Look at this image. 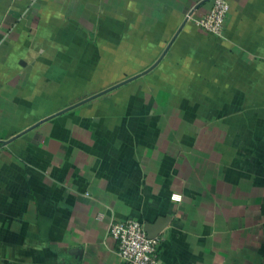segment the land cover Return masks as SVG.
I'll use <instances>...</instances> for the list:
<instances>
[{
	"label": "crops",
	"instance_id": "crops-1",
	"mask_svg": "<svg viewBox=\"0 0 264 264\" xmlns=\"http://www.w3.org/2000/svg\"><path fill=\"white\" fill-rule=\"evenodd\" d=\"M224 1L216 36L212 0H0V264H125L127 219L161 264H264V0Z\"/></svg>",
	"mask_w": 264,
	"mask_h": 264
},
{
	"label": "built area",
	"instance_id": "built-area-1",
	"mask_svg": "<svg viewBox=\"0 0 264 264\" xmlns=\"http://www.w3.org/2000/svg\"><path fill=\"white\" fill-rule=\"evenodd\" d=\"M228 10L229 6L226 1L212 0L211 9L196 21V26L205 32L220 36ZM173 195H171V200H173ZM108 232L117 244L118 257L125 264H161L158 254L160 239L158 236L149 238L139 221L133 219L112 221Z\"/></svg>",
	"mask_w": 264,
	"mask_h": 264
},
{
	"label": "water",
	"instance_id": "water-1",
	"mask_svg": "<svg viewBox=\"0 0 264 264\" xmlns=\"http://www.w3.org/2000/svg\"><path fill=\"white\" fill-rule=\"evenodd\" d=\"M170 44H171V43H170ZM168 48H169V46L167 47V49H168ZM167 49L163 52V55L166 53ZM160 60H161V58H160L159 60H157V61H156L152 66H150L148 69H146L145 71L141 72L140 74H137L136 76H133V77L127 78V79H125L124 81L119 82L118 84H115V85H113V86L107 88L106 90H103L102 92H99V93L94 94V95H92V96H90V97H88V98H85L84 100H82V101H80V102H78V103L72 105L71 107L66 108L65 110H61V111H60L59 113H57L56 115L62 114V113L66 112V111H68V110H70V109H72V108H75V107H77V106H80V105H82V104H84V103H86V102H89V101H91V100H93V99H95V98H97V97H99V96H102V95H104V94H106V93H108V92H110V91H112V90H114V89H117V88H119V87L125 85L126 83L131 82L132 80L138 79L139 77H142V76L146 75L148 72H150L152 69H154V68L157 66V64L159 63ZM160 228H161L160 223H156L155 226H144V231L146 232V234H147V236H148L149 238H155V237H157V236L159 235L158 232H159Z\"/></svg>",
	"mask_w": 264,
	"mask_h": 264
},
{
	"label": "rangeland",
	"instance_id": "rangeland-1",
	"mask_svg": "<svg viewBox=\"0 0 264 264\" xmlns=\"http://www.w3.org/2000/svg\"><path fill=\"white\" fill-rule=\"evenodd\" d=\"M113 63L115 64V62ZM122 63L123 62L119 61L118 63L119 68L117 67L118 70L116 69V71H113L109 74L101 73L99 76L98 82L92 83L91 88L97 87V86H103L105 83L120 80L123 77L130 75L134 71V69L132 68L138 67V62L136 61H131V60L127 61V64H125L127 65L126 67H121ZM137 80H141V79H137Z\"/></svg>",
	"mask_w": 264,
	"mask_h": 264
},
{
	"label": "clouds",
	"instance_id": "clouds-1",
	"mask_svg": "<svg viewBox=\"0 0 264 264\" xmlns=\"http://www.w3.org/2000/svg\"><path fill=\"white\" fill-rule=\"evenodd\" d=\"M181 199H182L181 196H179V195H175V194L173 195V200H174V201L179 202Z\"/></svg>",
	"mask_w": 264,
	"mask_h": 264
}]
</instances>
